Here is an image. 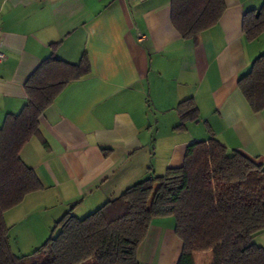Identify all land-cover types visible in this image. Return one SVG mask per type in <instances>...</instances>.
I'll list each match as a JSON object with an SVG mask.
<instances>
[{
  "label": "crops",
  "instance_id": "0c3cea01",
  "mask_svg": "<svg viewBox=\"0 0 264 264\" xmlns=\"http://www.w3.org/2000/svg\"><path fill=\"white\" fill-rule=\"evenodd\" d=\"M224 4L218 23L193 40L173 28L170 0H0V127L26 105L24 85L43 62L88 64L22 148L42 189L16 207L58 205L52 222L69 211L90 214L134 184L180 167L187 145L210 139L264 169V112H253L238 89L264 54V31L248 40L242 20L264 0ZM189 99L198 120L179 128L177 107ZM174 228L172 217L154 218L138 263L177 264L183 244ZM255 240L264 248V233ZM193 259L213 264L211 251Z\"/></svg>",
  "mask_w": 264,
  "mask_h": 264
},
{
  "label": "trees",
  "instance_id": "16d2710c",
  "mask_svg": "<svg viewBox=\"0 0 264 264\" xmlns=\"http://www.w3.org/2000/svg\"><path fill=\"white\" fill-rule=\"evenodd\" d=\"M224 0H170V21L183 39L196 40L216 25ZM246 39L264 31V4L246 12ZM88 73V64L43 62L24 85L27 103L0 127V264H139L138 247L154 218L172 217L183 248L177 264H194L193 255L211 251L213 264H264V169L217 140L186 146L180 167L150 176L127 188L83 218L70 211L55 222L48 239L30 255H16L4 213L42 189L20 157L38 136V120L63 88ZM251 110L264 112V54L238 80ZM179 128L198 120L191 99L177 107Z\"/></svg>",
  "mask_w": 264,
  "mask_h": 264
},
{
  "label": "rangeland",
  "instance_id": "374dc122",
  "mask_svg": "<svg viewBox=\"0 0 264 264\" xmlns=\"http://www.w3.org/2000/svg\"><path fill=\"white\" fill-rule=\"evenodd\" d=\"M59 209L60 206L55 204H51L47 208H39L29 202L6 211L4 221L9 227L12 252L16 255H30L40 247L50 236L55 221H58L52 222L51 218ZM78 212H76L78 218L88 215ZM254 243L257 245L256 240Z\"/></svg>",
  "mask_w": 264,
  "mask_h": 264
},
{
  "label": "built area",
  "instance_id": "2783aa9c",
  "mask_svg": "<svg viewBox=\"0 0 264 264\" xmlns=\"http://www.w3.org/2000/svg\"><path fill=\"white\" fill-rule=\"evenodd\" d=\"M0 35H1V32H0ZM4 60H5V55L2 52V49H1V40H0V63L3 62Z\"/></svg>",
  "mask_w": 264,
  "mask_h": 264
}]
</instances>
